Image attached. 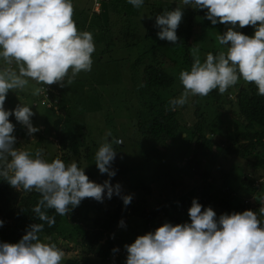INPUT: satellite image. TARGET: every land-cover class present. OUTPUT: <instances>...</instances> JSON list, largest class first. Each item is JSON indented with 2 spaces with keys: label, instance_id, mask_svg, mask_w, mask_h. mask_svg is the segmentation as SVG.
<instances>
[{
  "label": "clouds",
  "instance_id": "obj_1",
  "mask_svg": "<svg viewBox=\"0 0 264 264\" xmlns=\"http://www.w3.org/2000/svg\"><path fill=\"white\" fill-rule=\"evenodd\" d=\"M102 1L109 5V0ZM127 2L135 8L144 4V0ZM176 3L175 9H164L155 16L160 40L176 44L184 6L205 10V18L212 25L224 24L226 31L216 36L221 46L216 54L208 52L201 61L199 50L191 51L190 70L179 73L183 92L171 98L167 107L175 111L189 97H206L213 90L223 94L239 80L254 83L257 95L264 96V0ZM245 26H252L254 33L240 31ZM94 51L93 34L79 30L73 19V0H0V181L17 190L40 193L32 211L48 227L55 223L48 209L64 216L85 198L103 202L116 195L125 206L133 199L131 194H122L119 182L111 183L116 175L111 167L117 155L113 145L122 144L119 138H104L94 154L99 172L109 177L102 184L91 181L85 167L76 161L65 163L57 157L49 162L40 149L33 157L15 147L10 116L26 127L28 135L39 129L33 126L31 107L20 103L11 110L5 108L8 93L25 89L30 81L41 86L33 88V95L49 85L65 87L82 71H91ZM188 216L190 222H165L125 244V264H264V219L260 218L264 217V204L258 212L246 209L217 216L211 206L204 207L194 198ZM3 225L0 220V227ZM119 226H126L123 219ZM44 227V223L31 224L17 243L0 242V264H61L62 249L40 238Z\"/></svg>",
  "mask_w": 264,
  "mask_h": 264
},
{
  "label": "rangeland",
  "instance_id": "obj_2",
  "mask_svg": "<svg viewBox=\"0 0 264 264\" xmlns=\"http://www.w3.org/2000/svg\"><path fill=\"white\" fill-rule=\"evenodd\" d=\"M97 1L73 0V19L75 22L79 21L82 24L81 30H87L93 34L95 51L92 54L93 64L91 71H82L71 84L65 86L64 103L68 106L67 112H61L58 96L53 101L43 97V94L47 97V88L41 91L40 94L33 95V88L40 87V85H35L31 81L25 89L14 90V92L10 91L8 93L5 108L11 110L20 103L31 107L34 113L31 118L33 126L39 129L28 140L17 137L13 133L16 136L15 147L29 151L32 156L37 149H40L42 150V158L49 162L53 160V152L59 153L58 155L61 158L63 155L57 148L59 146L57 142L60 139L58 133L54 134L55 131L53 129H49L52 134L45 133L48 127H52L47 125L46 115H51L47 108L58 104L60 114L66 116L67 127L66 131H64L65 134L67 132L70 135L80 134L85 137L84 156L86 161L80 163L82 167H85V173L93 176L91 177L92 179H100V183L109 179L105 174H101L95 165L94 154L99 143L104 138H107L109 141H112L114 138L122 140V144L113 145L117 152L113 163L121 164V162H125L128 165V180L127 183H123L122 177L114 176L111 178V183L115 185L119 182L122 186V194L132 195L133 206L137 210L141 212L158 210L160 212L162 219L155 221L153 228L149 231H154L155 228H158L165 222H171L173 224L190 222L187 219L170 221L163 214L160 207L167 204L172 198L178 197L180 200L181 195L187 194L192 189L191 182L194 181H190L188 177H184L180 172L182 161H184L186 156L185 152L187 149L192 150L191 145L188 139L185 138L186 134H183V137L179 135L173 141V145L168 154L164 155L163 151H159L151 163H145L144 148L141 144V136L138 133L139 109L136 105L137 98L132 80V65L136 63V59L140 56L145 58L143 56L144 52L147 50L150 51L152 47L157 46L158 49L160 48V51L157 55H148L146 63H149L152 59L160 55H163V58L169 57V59L176 60L173 67L167 66L166 68L168 71L170 68L171 74L176 78L174 89L180 91L183 88L179 81V73L181 70H190L192 64L190 62H193L192 50L189 54V62L181 64L179 53L183 46L179 50V41L173 44L166 40H160L157 36L159 29L154 26L155 16L162 13L170 4H172L171 10L175 9L178 6L176 0H144V4L140 8H135L126 1L122 4V8L126 11L127 16L123 22L122 20L120 21L122 22V29H119L118 24H116L118 16H113L111 19V27L108 30L110 32L107 38L108 40H106L99 27L96 26L100 24V17L95 16L97 15L95 11H101V3ZM92 3L96 7L94 11L91 7ZM81 8L88 10L84 13ZM192 10L193 8L190 6H186V9L183 8L184 13H190ZM151 12L154 14L152 24L148 21ZM194 30L188 40L191 42L196 40L193 49L199 50L201 61L204 60L206 53L212 52L216 54L221 50V46L217 44L216 36L223 34L226 31V26L220 23L212 25L205 18V10H200V14L197 15ZM240 81L243 80H239V84ZM237 84L227 90L233 99L236 95L235 93L238 91ZM232 91L234 92L230 94ZM180 95L172 96V98L179 97ZM40 98L46 103L45 106L40 104ZM195 100L196 97H189L185 105L176 108L180 112L179 118L181 117L182 119V126L186 124L188 127H191L200 118L195 113ZM34 104H37V106H34ZM202 105L204 107L202 106L200 109V115H202L205 127L207 128L206 138L214 139L217 143L219 140L224 139L227 145L229 143H235L234 153L237 156L236 154H239L241 151L240 144L243 142L239 135L244 130V126L239 118L231 112L229 105L224 106L221 102L217 104V101L214 99L204 98ZM108 133H111V135L108 136ZM259 149H264V143ZM215 152V149L211 150L206 155V159L211 162L209 158ZM233 156L231 154L228 157L232 158ZM238 161L241 162L242 166L245 165L244 169L247 174L251 177H256L260 181L258 183L260 184L258 193H262L263 195L262 199L259 200L261 206L264 204V185H262L264 184V177L256 176L258 175L257 172L250 169L245 159L241 158ZM228 162L229 160L226 161V163ZM113 163L111 166H113ZM226 169H228V166H224V170ZM220 176H222L221 172ZM116 199L115 203H121L123 208L131 205L125 206L122 199L118 196H116ZM107 202H110V199H107ZM257 202V198H253L249 202L244 201V207L239 212L248 209L249 206L253 208ZM135 218L137 217H133V219ZM260 218L264 219V217ZM133 219L130 218L129 225L127 223L125 227L119 226L116 232L114 234L112 233V238L114 239L122 236V233H126L127 235L124 238L126 242L123 245L116 246L119 250L110 256L108 259L109 264H125L127 252L124 245L131 244L132 240L134 242L138 236L143 235V232H140V226L146 222V218H141V221H139L140 218L137 221ZM60 230L62 232L60 236H56L55 238L53 236H45L42 237V241L47 243L55 242L62 249L64 257L61 264H65L67 261L74 259H78L80 264H87L83 262V257L87 253L81 244H76L78 240L80 241L78 239L80 234L76 232L74 240L70 239V232H75L74 225L68 220L64 221ZM134 233L135 236L133 239H129L130 235ZM104 242L105 240L103 239L100 242L101 245ZM92 259L95 260L94 258ZM96 264L100 263L97 262Z\"/></svg>",
  "mask_w": 264,
  "mask_h": 264
},
{
  "label": "trees",
  "instance_id": "obj_3",
  "mask_svg": "<svg viewBox=\"0 0 264 264\" xmlns=\"http://www.w3.org/2000/svg\"><path fill=\"white\" fill-rule=\"evenodd\" d=\"M126 1L109 0L110 24L108 27L104 24L102 13H97V16L100 17V24L96 26L99 27L106 40H108L107 38L110 35L108 30L111 27L113 16H118L116 24H118L119 29H122L121 23L127 17L122 4ZM171 5L167 9L171 10ZM91 7L95 8L93 3ZM184 9H186V6H184ZM87 10L82 9V12L85 13ZM198 14H200V10L196 9H193L190 13L183 12L181 23L177 29L179 50L183 46L179 53L181 64L189 62L190 51L195 46L196 40L191 42L188 39L195 31ZM153 15V12H151L148 20L151 24L153 23ZM121 16L122 18H120ZM121 20L122 22H120ZM75 23L77 28L81 30L82 24L79 21ZM240 31L247 35L254 33L252 26H245ZM147 51L143 55L145 58L140 56L136 59V63L132 65V80L137 98L136 105L139 109L138 133L141 136V144L144 148L145 163H151L159 151H163L164 155L168 154L173 141L179 135L183 137V134H186L185 138L188 139L192 149L186 150V156L180 169L184 177L194 181L191 182L192 189L187 194L181 195L180 200L175 197L170 199L167 204L161 206L163 214L170 221H178L179 219H187L189 221L188 209L194 198L198 199V202L204 207L211 206L217 216L223 213L230 214L233 211L239 212L244 207V201L249 202L253 198H257L258 202L256 206L253 208L249 206L248 209L258 211L261 203L259 200L263 197L262 193H258V187L260 186L258 183L260 181L256 177H251L247 174L244 169L245 165L242 166L238 160L241 158L245 159L250 169L257 172L258 175L256 176L264 177V149H259L264 143V96L257 95V88L254 83L244 81H240V84H237L238 91L235 93L234 99L229 95V91L220 94L218 90L211 91L206 97L196 96L194 103V106H196L195 113L200 118L191 127L186 124L182 126V119L181 117L179 118L180 112L176 109L172 111L167 107L172 96L180 95L183 92V88L180 91L174 89L176 78L171 74L170 68L169 71L166 68L167 66L173 67L176 60L169 59V57L163 58V55H160L146 63L147 56L150 54L157 55L160 48L158 49L157 46H154L150 51ZM65 89V87L55 84L46 93L47 97H45V94H43V97L53 101L58 96L61 112H67L68 106L64 103ZM204 98L214 99L217 104L221 102L224 106L229 105L231 112L239 118L244 126L243 132L239 135L243 142L240 144L241 151L236 154L237 156L234 153L235 143L227 145L224 139L219 140L217 143L214 139L206 138L207 128L202 115H200V109L202 106L204 107L202 105ZM40 104L42 106L46 105L41 98ZM34 106H37V104H34ZM47 109L51 113V115H46L47 125L52 127H48L45 133H51L49 129H53L55 131L54 134L58 133L60 139L57 142L59 143L57 148L63 155L60 158L59 153L53 152L52 159L59 157L65 163L76 161L78 166L82 167L80 162L86 161L84 156L85 137L80 134L70 135L67 132L65 134L64 131H66L67 127L66 116L60 114L58 104ZM183 120L186 121L185 118ZM10 121L15 125L14 134L17 137H21L24 140L30 138L31 135L27 134L26 128L17 122L14 116L10 117ZM213 149L216 152L213 156H210V162L206 159V155ZM231 154L234 156L229 158L228 156ZM34 156L35 153H33ZM228 160L229 162L226 163ZM224 166H228V169L224 170ZM111 167L116 171L115 176L122 177L123 183H127L128 165L125 162H121V164L113 163ZM220 172L222 176H220ZM86 175L91 181L100 183V179H92L91 177L93 176L89 173ZM39 199L40 193L35 190L31 192L23 189L17 190L7 182L0 181V220L4 221L3 227H0V242L17 243L26 234L28 226L34 223L45 224L43 231L40 233L41 240L45 236H53L55 238L61 235V225L68 220L75 228V232H70L69 234L70 239L74 240L75 233L78 232L80 241L78 240L76 244H81L87 253L83 257V262L87 264H96L97 262L109 264L108 259L114 254L112 249L126 242L124 240L126 233H122V236H118L116 239L112 238V235L119 227L121 219L124 220L127 226L130 218L137 217L133 219L134 221H137L138 218H140L139 221H141V218H146V222L140 226L142 234L149 232L154 226L153 223L162 219L158 210L141 212L133 206L132 201L129 207L123 208L121 203H115L117 199L113 195L110 202H107V198L103 202H98L93 198H85L71 213L64 216L55 214L53 209H48L47 214L55 216V223L48 227L47 223L40 221L32 211ZM69 236L67 237L69 238ZM134 236L135 233L131 234L129 239H133ZM67 237L65 238L67 239ZM103 239L105 242L101 245L100 242ZM65 264H80V261L74 259L67 261Z\"/></svg>",
  "mask_w": 264,
  "mask_h": 264
},
{
  "label": "water",
  "instance_id": "obj_4",
  "mask_svg": "<svg viewBox=\"0 0 264 264\" xmlns=\"http://www.w3.org/2000/svg\"><path fill=\"white\" fill-rule=\"evenodd\" d=\"M97 2L101 3L102 18H103L105 26L108 27L109 22H110L109 5L107 2L102 1V0H98Z\"/></svg>",
  "mask_w": 264,
  "mask_h": 264
},
{
  "label": "built area",
  "instance_id": "obj_5",
  "mask_svg": "<svg viewBox=\"0 0 264 264\" xmlns=\"http://www.w3.org/2000/svg\"><path fill=\"white\" fill-rule=\"evenodd\" d=\"M53 85H55V84H53ZM53 85H49V86H47V87H46L47 90L50 91V90L52 89V86H53ZM48 91H47V92H48Z\"/></svg>",
  "mask_w": 264,
  "mask_h": 264
},
{
  "label": "crops",
  "instance_id": "obj_6",
  "mask_svg": "<svg viewBox=\"0 0 264 264\" xmlns=\"http://www.w3.org/2000/svg\"><path fill=\"white\" fill-rule=\"evenodd\" d=\"M82 9V8H81ZM95 16H97V15H95Z\"/></svg>",
  "mask_w": 264,
  "mask_h": 264
}]
</instances>
